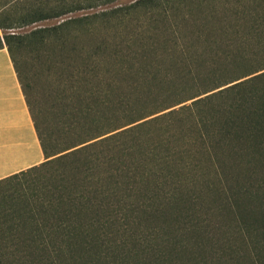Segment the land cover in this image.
Masks as SVG:
<instances>
[{"label":"trees","instance_id":"1","mask_svg":"<svg viewBox=\"0 0 264 264\" xmlns=\"http://www.w3.org/2000/svg\"><path fill=\"white\" fill-rule=\"evenodd\" d=\"M116 1L0 0V50L11 55L46 156L4 180L18 186L11 209L0 212V264H264V91L253 87L264 69L242 76L251 58L241 50H196L180 58L198 73L186 65L170 83L161 79L158 50H65L74 25L94 38L132 20H174L180 29L199 0H133L14 31ZM25 55L68 80L79 58L90 77H101L94 101L62 105L66 149L47 151L25 87ZM127 78L139 83L123 89ZM43 177L50 184L37 186Z\"/></svg>","mask_w":264,"mask_h":264},{"label":"rangeland","instance_id":"2","mask_svg":"<svg viewBox=\"0 0 264 264\" xmlns=\"http://www.w3.org/2000/svg\"><path fill=\"white\" fill-rule=\"evenodd\" d=\"M133 2V0H118L109 5L79 10L60 19L41 22L14 31L25 33L36 27L51 28L66 20L94 16L105 10L130 5ZM196 6L193 20L189 24L186 23L187 26L182 23L184 26L180 29L177 28V22L174 20L171 24L160 22L146 24L144 27H141V21L132 20L125 25V28L121 27L119 31L111 28L110 32H99L98 38L95 37V39L87 34L84 26L74 25L70 30L71 36L65 50H158L160 54L163 53L156 58L160 65L161 79L170 83L176 79L178 70L186 65L194 73H198V69L201 67H197V64L190 60L185 62L180 58L181 55L187 56L188 52L193 54L196 50L202 54L205 50H226L228 54L230 51L241 50L247 58L252 60L249 59L243 66L242 76L264 69V0H222V2L221 0H199ZM136 18L145 20L146 17L140 15ZM166 29L169 30L166 31ZM0 33L3 35L4 32L0 31ZM99 44L105 46L96 49ZM46 50H51V46ZM182 50L185 52L183 53ZM207 55L211 58V53H207ZM22 62V69L26 77L25 87L33 112L42 124L47 151L51 153L66 149L72 141L66 137V139L60 137L63 128L61 125L64 122L67 123L70 117L65 115L62 105L66 102V98L90 103L91 96L97 95L101 77L100 79L92 77V75L90 77L79 58L75 62L77 70L69 73L71 74L70 80L66 79L67 74L62 76L57 72L51 73V64L50 66L37 65L27 55L23 56ZM211 63L212 61L209 60L208 67L212 65ZM262 72L264 71L262 70ZM157 82L160 81L157 80ZM189 82L193 83L192 80ZM121 83H123V89H128L129 86L139 83V81L127 78ZM253 87L264 91V81L255 83ZM253 87L247 85L246 88L250 90ZM64 91L68 95L66 93L63 95ZM203 97L205 96L201 98ZM193 101L183 105L190 106ZM179 107L181 106L176 108ZM169 111L171 110L164 113ZM50 182V179L43 177L37 182V186H48ZM17 186V182L8 180L0 183V212L11 209L10 199H14ZM211 200L213 201L212 205L217 208L218 202L214 201L215 198ZM14 203L17 204L18 201H14ZM231 218L232 216L230 217L228 214L225 216V226L231 223ZM211 219L216 220L217 218L212 216Z\"/></svg>","mask_w":264,"mask_h":264},{"label":"crops","instance_id":"3","mask_svg":"<svg viewBox=\"0 0 264 264\" xmlns=\"http://www.w3.org/2000/svg\"><path fill=\"white\" fill-rule=\"evenodd\" d=\"M44 162L31 109L5 48L0 50V183Z\"/></svg>","mask_w":264,"mask_h":264}]
</instances>
